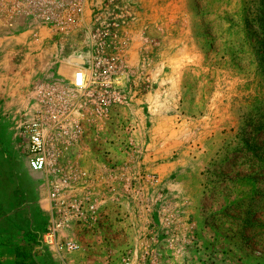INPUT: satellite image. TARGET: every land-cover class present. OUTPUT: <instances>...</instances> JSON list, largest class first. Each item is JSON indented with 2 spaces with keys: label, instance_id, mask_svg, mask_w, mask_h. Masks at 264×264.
I'll return each mask as SVG.
<instances>
[{
  "label": "rangeland",
  "instance_id": "1",
  "mask_svg": "<svg viewBox=\"0 0 264 264\" xmlns=\"http://www.w3.org/2000/svg\"><path fill=\"white\" fill-rule=\"evenodd\" d=\"M86 16V31L63 35L61 54L67 65L75 57L101 62L94 91L106 89L107 75L114 91L87 153L118 164L148 145L168 151L200 175L198 214L231 225L223 252L264 264V0H88ZM34 100L0 109V175L27 184L18 200L34 208L16 213L40 218L44 178L29 171L21 134ZM212 243L187 245L172 264H235L203 258Z\"/></svg>",
  "mask_w": 264,
  "mask_h": 264
},
{
  "label": "crops",
  "instance_id": "2",
  "mask_svg": "<svg viewBox=\"0 0 264 264\" xmlns=\"http://www.w3.org/2000/svg\"><path fill=\"white\" fill-rule=\"evenodd\" d=\"M6 4L0 0V109L15 98H35L41 83L70 84L78 66L66 64L61 54L65 44L62 34L43 26L15 31L17 24L6 17ZM98 130L99 125L89 133L81 153L71 160L73 169L87 173L77 179L76 193L81 195L87 190L98 205L96 222L71 233L79 250L60 256L36 243V229L47 214L35 218L16 213L34 208V202H20L23 196L18 200V189L27 193V184L23 188V183L18 184L17 178L7 171L0 175V211L11 212H0V264H117L124 253L141 250V238L152 227L159 234L156 251L160 253V264H172L187 245L196 247L199 241L213 242L201 251L206 260L218 258L220 263V258L226 256L235 264H242L238 253H224L221 249L231 225L210 221V213L198 214L202 197L200 175L182 169L178 159L152 145L132 156L127 152L118 164L101 158L94 150L90 155L85 146L98 142ZM1 158L0 155L2 161ZM151 173L158 177V185L141 181ZM131 181H136L132 186L143 189L147 205L137 206V195L127 189ZM6 193L8 198L3 197ZM213 225L226 229L215 230Z\"/></svg>",
  "mask_w": 264,
  "mask_h": 264
},
{
  "label": "built area",
  "instance_id": "3",
  "mask_svg": "<svg viewBox=\"0 0 264 264\" xmlns=\"http://www.w3.org/2000/svg\"><path fill=\"white\" fill-rule=\"evenodd\" d=\"M3 1L7 3L6 17L17 24L15 31L43 26L69 35L88 27V0ZM85 62V66H77L70 84L51 81L38 86L33 117L21 131L28 169L43 176L47 193V221L39 237L40 244L60 256L78 251L80 245L71 233L77 227H91L97 220L98 205L91 194L87 190L81 195L76 193L77 179L87 173L73 169L71 160L81 153L114 94L109 75L105 82H100L106 89L94 91V84L103 77L97 71L102 63ZM141 181L153 186L158 185L159 179L151 173ZM132 183L136 181L127 183V189L137 195L138 206L147 205L143 189ZM141 240V250L123 254L117 264H160V253L156 251L159 234L155 227L149 228Z\"/></svg>",
  "mask_w": 264,
  "mask_h": 264
},
{
  "label": "water",
  "instance_id": "4",
  "mask_svg": "<svg viewBox=\"0 0 264 264\" xmlns=\"http://www.w3.org/2000/svg\"><path fill=\"white\" fill-rule=\"evenodd\" d=\"M72 63H75L76 65H79V66H85L86 65V62L79 57L73 58Z\"/></svg>",
  "mask_w": 264,
  "mask_h": 264
}]
</instances>
